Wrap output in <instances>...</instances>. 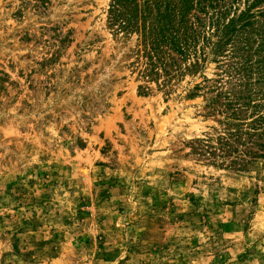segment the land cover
Returning a JSON list of instances; mask_svg holds the SVG:
<instances>
[{
  "label": "rangeland",
  "instance_id": "obj_1",
  "mask_svg": "<svg viewBox=\"0 0 264 264\" xmlns=\"http://www.w3.org/2000/svg\"><path fill=\"white\" fill-rule=\"evenodd\" d=\"M112 4L0 0V264H264V158L200 149L217 55L164 85Z\"/></svg>",
  "mask_w": 264,
  "mask_h": 264
},
{
  "label": "trees",
  "instance_id": "obj_2",
  "mask_svg": "<svg viewBox=\"0 0 264 264\" xmlns=\"http://www.w3.org/2000/svg\"><path fill=\"white\" fill-rule=\"evenodd\" d=\"M110 10L122 35L137 34L139 59L164 85L212 49L224 75L213 101L225 127L200 149L236 154L235 169L264 158V0H113Z\"/></svg>",
  "mask_w": 264,
  "mask_h": 264
}]
</instances>
